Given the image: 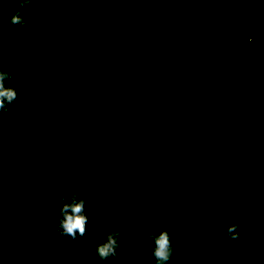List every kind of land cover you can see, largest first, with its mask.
<instances>
[{"label":"trees","instance_id":"obj_1","mask_svg":"<svg viewBox=\"0 0 264 264\" xmlns=\"http://www.w3.org/2000/svg\"><path fill=\"white\" fill-rule=\"evenodd\" d=\"M93 1L40 0L42 22L24 41L37 44L27 54L25 46L15 54L8 50L10 40L1 33L9 22L0 18V70L12 73L6 83L19 96L8 112L0 111V234L6 239L0 263H82L88 257L83 249L102 243L106 229L118 223L113 213H121L125 235L117 257L106 259L114 264H155L145 249L148 234L169 223L175 226L170 234L187 229L190 235L182 259L264 264V102L223 109L204 90L213 78L209 52L224 48L242 61L243 75L251 53L259 52L256 81L263 87L264 0H95L102 7L93 12L105 10L100 17L89 14ZM24 19L21 27H34ZM105 35L119 44L104 41ZM188 36L209 54L206 66L203 54L189 60L180 55ZM69 46L73 53L64 52ZM101 46L120 56L107 59ZM77 51L88 54L76 56ZM19 53L34 63L9 59ZM67 55L69 67L56 70L53 59ZM239 75L224 81V93L232 81L248 88V77ZM176 87L179 94L172 96ZM14 111L25 119L10 120ZM234 113L242 118L234 120ZM20 156L22 170L4 173ZM80 174L84 186L76 179ZM73 190L87 198L88 231L76 239L65 236L58 249L53 226L60 197L69 198ZM121 192L137 196L116 198ZM182 200L188 211L174 213L171 207L183 208ZM233 223L239 239L226 232ZM37 226L38 232H29ZM36 236L43 241L40 256L7 254L17 246L12 239L30 242Z\"/></svg>","mask_w":264,"mask_h":264},{"label":"rangeland","instance_id":"obj_2","mask_svg":"<svg viewBox=\"0 0 264 264\" xmlns=\"http://www.w3.org/2000/svg\"><path fill=\"white\" fill-rule=\"evenodd\" d=\"M94 2H96V1L95 0L93 1L94 6L93 5L91 6V7H93V9H92V11L89 12V14H91V15L96 14V16H98V17L104 15L105 10H102V12H104V13H99V14H97L96 12H93L94 9L95 10L96 9L99 10L102 7L100 5H95V4H98V3L97 2L94 3ZM2 3L7 4V7L3 8V6H1ZM87 4H89L88 6H90L92 3H87ZM43 5L44 4L40 3V0H31V4L28 5V6H27V3L24 4L23 6H21V4L19 3V0H4V1H2L0 3V18H2L5 15V18L7 19V22H9V18L11 16V14L13 12H15L18 8L20 9V11L22 13H26L25 16H27V18H29L30 20H33L32 24H34V27L31 26V25H29V26L25 25V27H21L20 26V28H16V26H18V25L17 24H13V23H9V24L5 23L4 27H2L1 36L4 39L8 38L7 40H10L9 41L10 46H9L8 50L10 52H14L13 54H15L18 50L20 51L24 46L26 48V53L25 54H27V52L31 53L34 50V48L36 47L37 43L31 42V43H28V45H25L24 41H26L28 38H31L29 36L30 33L36 31L35 28L40 24V22H42L41 20L43 18V15L41 13L37 12L36 10H38L39 7L43 6ZM43 7H45V6H43ZM137 8L141 9V7H137ZM86 11H87V9H85V12ZM134 11L136 12L137 9H135ZM80 12L81 11H78L77 13H80ZM99 12H101V10H99ZM81 19L85 20L83 16L81 17ZM79 26H82V24L79 23ZM76 27H78V25ZM190 28L187 29L185 32L190 30ZM11 37H15L14 40ZM58 37H59V35H58ZM82 37L86 38V37H84V35H82ZM106 37H107L106 35L102 36V39H104ZM183 37L185 38V35H183ZM188 37H187L188 39L185 40L186 41L185 44H188L189 46L186 48V50L180 52V55L182 56L183 59H188L189 60V58L191 56H194V57H198L199 56L200 57L203 54V57L205 58V60H204L205 62L203 61L205 63V66H206V63L208 62L207 55L209 56V54H210L211 57H213V59H215L214 60V66L211 67L212 69L214 68V70L212 71V69H211V71H210V72H212L211 75H213V78L210 79L209 81H207V85H205L204 90L210 93L211 98L216 97L218 100H221L223 102L221 108L225 109L226 107L227 108L234 107V108H236L239 111L242 106H248V105L252 104V102H264V84H263V87L259 88V84L256 81V77H257L256 75H257V72L260 69V53L259 52L255 53L257 51H254V53H251V56H253L254 58L251 61V63L249 64V66H248L249 72H247L246 75H243V72H242L243 69L241 67V64H242L241 62L242 61L235 62L233 60V57H232L233 53H231V55H230L228 53L229 52L228 49H226V48L217 49L216 52L213 51V52H209V54H208V53H206V50L203 51V49H202L200 51L201 45H199L200 43H199L198 40L191 41V37L190 36H188ZM104 41H108L109 44H115V45L119 44V43L115 42V40H109V38H106ZM95 46H97V45H92L93 48ZM92 47H91V49H92ZM73 50H74V48L69 46V47H67V49H65L64 52L65 53H68V52H72L73 53ZM100 50H106L107 51V52L105 51L106 53L104 52V55H103L107 59L108 58L111 59L113 57L117 58L118 56H120V54L119 55L115 54L114 49L108 50V49H106L105 46L104 47L101 46ZM21 53H22V51H21ZM21 53L16 54V55H12L9 59H11V61H13V62H17L18 61V63H22V65H32L34 63L32 60L31 61L28 60V58L24 54L21 55ZM85 53L88 54L87 51H85V52L84 51H77V53L75 55L78 56L80 54L83 55ZM224 53L225 54L228 53V55L224 56ZM69 56L67 55V56L63 57L62 59L59 58V57H55V59H53V61H52L53 67H55V69L56 70L58 69L59 71L65 70V68L69 67V65L71 64V62L68 59ZM33 60H35V59H33ZM31 62H33V63H31ZM74 63L75 62H73V64ZM78 64H80V63L78 62ZM105 66H107V65H105ZM202 66H204V65H199V66L196 67L197 70H202L201 74H199L200 76H203V72H204V67H202ZM220 66H225V67H222L221 69L218 70V67H220ZM76 68L78 70H80L82 73L84 72L83 69H81V68H79L77 66H76ZM263 69L264 68H261L260 71H262ZM239 71H240V75H239L240 79H242L243 77L244 78L248 77V80H249L248 88L246 90H244L243 86L242 87H236L235 86L236 82L232 81V82H230L229 90L224 93L223 90H222V84L224 83V81L226 83V79H229L230 75H232L233 73H238ZM64 73L68 74L67 70ZM263 76H264V74H263ZM263 80H264V78H263ZM10 85H11V83H10ZM26 85L29 86L30 83L28 82V83H26ZM174 91L175 92H173L171 90L170 94L172 96H175L176 94H179V90H178L177 87L174 88ZM256 95H258V97H259L257 100L254 99V96H256ZM248 96H249V98H248ZM17 97H19V96H17ZM101 102H104V100H101ZM107 102H110V99H107ZM165 102L169 103V102H172V101H169L167 99ZM44 106H46V105H44ZM50 106H53V105H49V107ZM169 106L173 107V106H175V103L174 104H170ZM31 117L32 116H28V118H31ZM233 118H234V120H237V119L239 120L242 117L238 118V116H236L235 113H234ZM12 119H16L17 122H20L22 119H25V118L21 117V115L17 116V114L14 111L13 112V116L10 118V120H12ZM12 132H14V131L12 130ZM98 155L99 154H96V156L92 155L91 157L97 159L99 157ZM23 162H24V158L22 156L18 157L17 159H13V161L11 163L12 167H8L7 169H4V173L5 172L6 173L10 172L11 174L12 173L16 174L17 172H20L22 170V168H20V167H22V163ZM110 163L114 164V160L112 162H110ZM110 163H107L105 165L109 166ZM92 166H94V165H92ZM16 167H18V168H16ZM82 177H83L82 174H80L78 177H76L77 180H81L78 183L81 186L84 184V181H85L84 179H80ZM17 178H18L19 181H21L23 179V177H20V176L17 177ZM120 179H121V177H120ZM127 184H129L130 186H132V185L134 186V183H132V182H129ZM122 186H124V184ZM115 190H116V186H115ZM137 191L141 192L140 189H138ZM78 192L80 193V190ZM115 196L118 199H122L125 196L134 197V196H137V195H135V194H133L131 192L128 195H126V194L124 195L123 192H121L119 194H116ZM140 197H142V195H140ZM185 197L186 196H184L183 198L185 199ZM197 198H198L197 200H200L201 199V194H200V196H197ZM184 201L185 200H182V202H181V203H183L182 204L183 208L182 207L181 208L180 207L176 208V207L173 206V207H171L172 208L171 210L174 213L177 212L178 210L182 211V212H187L188 208H189V204L187 202H184ZM170 217L173 218V215H170ZM178 219L179 218L176 219V222H178ZM173 221H174V219H173ZM180 225H182V224L180 223ZM173 227H175V226L173 224H170V223L167 224V226H166L167 229L173 228ZM39 230H40V228L37 226L32 231L30 230L29 232L36 233ZM186 230L187 229L181 230V231L175 233L174 236L179 241L178 245L176 246V249L174 250V252L176 251L177 254L173 252V255L175 254L176 257L174 259H172L169 264H179L180 262L182 264H200L201 259H200V261L199 260L197 261V259H196L194 262H193V260H191V258L189 260H187L188 259L187 256H186L185 259H182L184 254L187 253L188 247L190 246V245L188 246L187 243H189V242H187V240H186L187 236L190 237V235L189 234L187 235ZM56 238L59 241V243H57V246L60 244L59 247H57L59 249L61 247V245H62L61 242L64 241V239H63L64 237H61L58 234H56ZM39 239L40 238L37 237V236H36L35 239H33V241H30V242L29 241H25L23 239H21V240H18V239H14L13 240L12 239V242L15 243L17 246H16L14 251L7 252V254H11L12 253L14 255L24 256L21 253L22 251L23 252L24 251H27V252L31 251L32 254L37 253L38 256H40L39 251H38V247L40 246V247L43 248V243H42L43 241L40 242ZM5 242H6V239H4L1 236V234H0V259L2 258V256H4V254L1 253V252L3 251V246H5ZM87 242L90 243L92 241L89 239ZM204 242L205 241H203V243ZM7 244L9 246H11L10 242L7 243ZM33 248H36V251ZM74 250H75V247H74ZM193 250L194 249L190 250L189 252H192ZM83 253L84 254H88L89 258L88 257H84V259H83L84 261H82V263H78V264H114L112 259H110L109 261L108 260H103L102 261L99 258V256L97 255V253H96V248L92 247L91 245H87L86 250L83 249ZM8 257H10V255H8ZM17 261H20L19 258L17 259ZM0 264H8V263H0Z\"/></svg>","mask_w":264,"mask_h":264},{"label":"clouds","instance_id":"obj_3","mask_svg":"<svg viewBox=\"0 0 264 264\" xmlns=\"http://www.w3.org/2000/svg\"><path fill=\"white\" fill-rule=\"evenodd\" d=\"M27 2L28 0H19L21 6ZM25 15L26 13H22L18 8L11 14L9 23L23 26L26 22ZM11 79L12 73L7 70H0V111L5 113L9 111V105L13 104L18 96L16 88L6 83ZM60 199L61 207L55 218L53 231L61 237L68 236L72 239H76L77 234L84 236L88 231L87 221L89 219L85 210L86 199L75 190L70 193L69 198L61 196ZM113 219L118 223H114L106 229L103 242L96 247V253L102 261L117 257L120 249V239L125 235L121 230L125 223L123 215L113 213ZM238 226V224L233 223L227 227L226 232L230 238H240L239 233L235 231ZM178 243L177 238L170 234L167 228H162L158 232L148 234L145 249L149 250L155 264H167Z\"/></svg>","mask_w":264,"mask_h":264}]
</instances>
